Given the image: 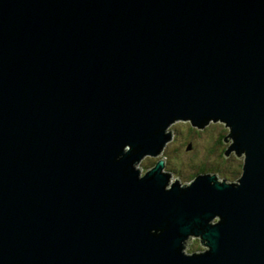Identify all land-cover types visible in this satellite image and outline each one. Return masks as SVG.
<instances>
[{"label":"water","instance_id":"water-1","mask_svg":"<svg viewBox=\"0 0 264 264\" xmlns=\"http://www.w3.org/2000/svg\"><path fill=\"white\" fill-rule=\"evenodd\" d=\"M177 122L239 181L142 174ZM0 264H264V0H0Z\"/></svg>","mask_w":264,"mask_h":264},{"label":"rangeland","instance_id":"rangeland-1","mask_svg":"<svg viewBox=\"0 0 264 264\" xmlns=\"http://www.w3.org/2000/svg\"><path fill=\"white\" fill-rule=\"evenodd\" d=\"M170 130L173 133V140L166 146L163 155L158 158L146 157L138 165L142 174L153 168L152 166L160 158H165L167 163L165 171L172 175L173 182L181 178L179 181L182 184H189L186 177H195L199 173L215 174L220 181L223 177L241 176L243 157L234 156V160L230 158L224 163L220 158V148L218 150L217 145L213 147L218 137L225 136V131L229 132L223 123H211L202 132L193 128L189 122H177ZM189 145L193 146L191 150H189ZM231 181L233 180L230 179L228 182L233 183ZM203 250L205 248L201 245L200 239L193 238L186 252L190 254Z\"/></svg>","mask_w":264,"mask_h":264},{"label":"flooded vegetation","instance_id":"flooded-vegetation-1","mask_svg":"<svg viewBox=\"0 0 264 264\" xmlns=\"http://www.w3.org/2000/svg\"><path fill=\"white\" fill-rule=\"evenodd\" d=\"M192 126V125H191ZM194 128V127H193ZM207 129V127L204 129V130H200V131H205ZM225 133H226V135L225 136H220V137H218V139H217V141H215V143H214V146L213 147H215V145H217V147L216 148H218V150H219V148H220V151H219V153H220V158H221V160H222V162H224V163H226L227 162V160L228 159H235V157L234 156H236V157H238L237 155H236V153L234 152V151H230L229 150V148H230V144H231V141L230 142H226V137L228 136V134H229V132H227V131H225ZM173 140V139H172ZM190 147H189V150H191L192 149V145H189ZM239 158V157H238ZM160 159H162V158H160ZM159 161V160H158ZM157 161V162H158ZM156 162V163H157ZM156 163H155V165H156ZM155 165H153L152 167H154ZM165 168H167V163H166V166H165ZM237 170V169H236ZM221 172V171H220ZM237 172H239V170L237 171ZM237 172H236V174H237ZM233 173V172H232ZM201 174H205V173H199V174H197V175H195V177H186V179L191 183L195 178H196V176H198V175H201ZM242 174V173H241ZM219 178V177H218ZM179 179H181V178H179ZM233 180V181H231V182H233V183H237L238 181H239V179H240V177H233V178H229V177H223V179L222 180H225V181H229V180ZM220 180V179H219ZM221 180V181H222ZM171 181L173 182V177H171ZM178 181V180H177ZM187 181V182H188ZM181 182V181H180ZM188 182V183H189ZM182 183V182H181Z\"/></svg>","mask_w":264,"mask_h":264},{"label":"bare ground","instance_id":"bare-ground-1","mask_svg":"<svg viewBox=\"0 0 264 264\" xmlns=\"http://www.w3.org/2000/svg\"><path fill=\"white\" fill-rule=\"evenodd\" d=\"M228 182V181H227Z\"/></svg>","mask_w":264,"mask_h":264}]
</instances>
